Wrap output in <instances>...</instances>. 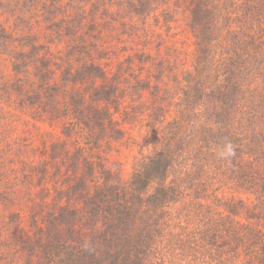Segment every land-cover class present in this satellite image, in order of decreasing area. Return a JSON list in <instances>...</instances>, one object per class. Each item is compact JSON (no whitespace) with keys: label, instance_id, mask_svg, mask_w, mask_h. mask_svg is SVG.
I'll use <instances>...</instances> for the list:
<instances>
[{"label":"trees","instance_id":"1","mask_svg":"<svg viewBox=\"0 0 264 264\" xmlns=\"http://www.w3.org/2000/svg\"><path fill=\"white\" fill-rule=\"evenodd\" d=\"M118 1L138 18L165 2ZM183 1L193 60L177 81L179 97L153 106L168 129L159 149L138 160L123 183L102 162L100 146L105 137L119 140L124 133L112 108L119 109L127 77L108 81L97 60H86L90 43L75 38L77 19L67 0H0V10L15 16L14 28L24 13L36 11L58 38L74 39L65 65L56 63L62 68L58 86L50 80L46 45L26 33L13 48L15 35L0 22V53L11 57V77L0 76V264H264V0ZM223 10L235 14L228 30L219 25ZM97 36L104 43L106 36ZM221 44L226 49L218 55ZM140 56L144 61L145 53ZM150 76L132 84L136 93L167 90L161 74ZM82 83L87 89H75ZM10 102L38 114L68 110L82 140L70 145L74 124L66 139L49 142L47 160L29 159V145L18 143L12 130L18 122L7 118ZM228 145L232 154L221 156ZM219 186L248 194L250 202L235 196L223 201L214 189ZM39 187L49 196L42 197L44 211L36 201ZM30 199L25 229L20 213Z\"/></svg>","mask_w":264,"mask_h":264},{"label":"rangeland","instance_id":"2","mask_svg":"<svg viewBox=\"0 0 264 264\" xmlns=\"http://www.w3.org/2000/svg\"><path fill=\"white\" fill-rule=\"evenodd\" d=\"M67 8L74 13L77 19L75 25L74 22L72 23L78 33L75 38L83 44L90 43L88 48L91 54L86 56V60H97L107 71L108 81H115L116 75H125L129 80V88H126L128 84L125 82L119 92V109L112 108V114L117 122L116 127L122 129L124 133L119 140L110 136L105 137L100 146L102 162L107 168L117 173L123 183H128L137 161L146 155L155 153L159 149V143L164 140V133L168 131V129L162 128L161 113L158 110H153V106L160 102L167 106L173 98L179 97L182 92L180 83L177 81L182 80L183 71L190 67L193 60L194 38L188 28L187 2L165 0L163 6L145 18L131 17L129 10H123V6L119 4L118 0H67ZM83 9H86V12H83ZM223 12L224 17L219 18V25L223 30H228L230 23H233L235 14L231 13L229 14L231 16H226L227 11L223 10ZM83 15H85L84 21L86 22L81 27L78 20H82ZM94 18L100 19L101 23L96 25L93 22ZM0 22L4 23L15 35L13 48L19 46L18 38L26 33L36 35L39 42L46 45L42 52L51 62L50 80L53 84L60 86L62 68H58L56 63L65 65L68 56L72 55L70 53L74 39L70 41L68 34L63 35L62 37H66L62 39L58 38V34L52 32L48 23L44 22L43 16L37 14L36 11L24 13L23 19L17 21L18 28H14L15 16H7L0 10ZM64 27L60 31H64ZM25 29L26 31L22 33ZM225 33L224 31L223 35ZM81 34H84L83 37L80 36ZM97 35L106 36L102 40L104 43L101 44ZM80 42L77 43L81 44ZM94 44L102 49L100 56L97 55ZM218 48V55L226 49L223 44ZM143 52L145 53L144 61L140 56ZM76 57L78 58V56ZM163 60L164 62H162ZM148 73L151 75L150 78L161 74L167 82V86H164L167 90H160V93L159 91L153 92L151 87L149 90H142L140 94L136 93L132 84L138 78H147ZM0 76L11 77V57L7 54L0 53ZM100 83L101 81L98 82V84ZM87 86V83H82L76 85L75 89L85 90ZM65 89H68V86ZM173 94L176 96L172 98ZM63 101L64 98H62ZM61 104L59 106L63 107L64 104ZM10 105L13 110L8 113L9 117L7 116V118L10 119L11 124L18 122L16 129L12 130L17 131L19 135L18 143L29 145L28 151L31 154L29 159L47 160L46 149L49 142L52 139H66L65 130L70 132L71 126L74 124L78 127L68 137V141H70V145L75 146L78 145L79 139L82 140V136H79L78 132L80 130L79 123L72 120L71 114L66 109L55 114H51L50 112L53 111L45 109L43 113L38 114L29 109L24 110V106L19 107L17 102H14L13 105L10 102ZM47 107L50 109V106L47 105ZM169 107L170 111H173V114L170 112V115H175L176 108H171V105ZM193 155L199 157L197 152H194ZM189 167L194 169L193 161L189 163ZM57 177L53 178L57 179ZM27 185L29 187L28 181L20 188L23 190ZM214 189L217 191L216 194L223 196H221L223 201L235 196L250 202L248 194L242 191L237 192L232 187L228 189L219 186ZM38 193L36 201H39L42 211H44L42 197L48 198L49 196L44 195L41 187L38 188ZM26 197L30 196L26 195ZM29 201L24 202L20 213L19 223L25 229L31 220L30 205L34 204L31 199ZM49 204L52 206V203ZM222 207L218 205L216 208L223 211ZM170 211L171 214H175L176 209Z\"/></svg>","mask_w":264,"mask_h":264},{"label":"clouds","instance_id":"3","mask_svg":"<svg viewBox=\"0 0 264 264\" xmlns=\"http://www.w3.org/2000/svg\"><path fill=\"white\" fill-rule=\"evenodd\" d=\"M232 154V148H231V145H228L227 146V149L226 151H222L220 153L221 156H226V155H231Z\"/></svg>","mask_w":264,"mask_h":264}]
</instances>
